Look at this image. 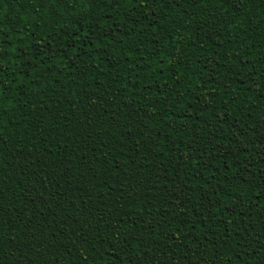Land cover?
I'll return each mask as SVG.
<instances>
[{"label": "trees", "instance_id": "obj_1", "mask_svg": "<svg viewBox=\"0 0 264 264\" xmlns=\"http://www.w3.org/2000/svg\"><path fill=\"white\" fill-rule=\"evenodd\" d=\"M0 264H264V0H0Z\"/></svg>", "mask_w": 264, "mask_h": 264}]
</instances>
